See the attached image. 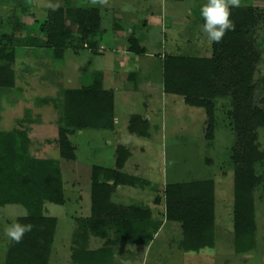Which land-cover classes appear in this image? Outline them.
<instances>
[{
  "label": "rangeland",
  "instance_id": "obj_1",
  "mask_svg": "<svg viewBox=\"0 0 264 264\" xmlns=\"http://www.w3.org/2000/svg\"><path fill=\"white\" fill-rule=\"evenodd\" d=\"M166 1L165 11L157 14L158 20L147 27L148 34L144 42L141 36L149 55L130 54L136 63L146 68L148 76L145 79H149V89L146 87L144 90L131 91L124 88L119 79L115 80L112 99L117 116L114 126L116 134L109 137V131L98 129L85 130L82 135L78 134V129L72 131L68 138L75 147L73 160L58 156L55 138L60 125V108L57 103V106L53 105L51 98L57 100L61 96V87H79L78 84L84 82L94 65L98 64L97 59L101 58L105 67L112 63L110 53H107L108 56L106 51L93 55L84 47L78 49L79 52L66 48L62 59L57 60L51 59L48 53H38L40 47L22 46L16 50L22 54L26 65L21 60L10 64L18 88L15 91L17 99L10 106L5 103L0 106V130L14 126L26 129L28 154L53 158L58 162L64 201L61 205L47 201L43 203L45 214L57 219L47 264H73L70 257L73 248H105L109 246L108 241L118 236L119 230L108 226L104 236L88 232L84 240L79 239L78 245V233L81 231L78 224L89 213V165L97 163L110 167L113 162L112 148L115 156L117 145H124L129 151L121 171L145 179L147 185H117L110 193L109 201L123 209L130 205L149 208V217L143 219L149 238L146 244L139 241L111 244L110 264H264V194L261 189L257 188L253 192L255 247L247 253H235L232 248L231 146L234 135L228 98L217 97L212 100L213 137L206 139L204 109L185 104L181 96L161 91L162 56L159 54L180 53L206 57L211 51L207 37L201 32L202 16L196 15L195 27L189 30L187 26L192 17L186 13L185 8L181 7L180 2ZM244 1L241 0L240 5H246ZM206 2L192 1L193 5L197 4V8ZM252 2V5L264 9V0ZM54 4L67 5L66 0H0V34L12 35L11 41L20 43L33 36L40 39L43 36L40 22L46 18L48 8ZM68 5L90 7L94 3L92 0H71ZM172 11L175 15L172 14L173 19H169ZM123 16L125 18L122 21L118 20L121 21L120 30L124 32L126 27L133 26L134 22L127 20L134 17L133 14ZM108 24L105 22L102 27ZM259 26L257 46L260 57L253 76L256 85L254 104L264 107L261 101V98L264 99V90L259 80L264 75V18ZM135 27L133 34L139 36L141 30ZM109 36L107 34L105 37ZM38 62L45 64L40 65ZM48 70L54 71L61 80L56 79L59 88L57 94L55 79L49 77ZM68 77L70 82L65 81ZM130 113L145 114L149 120L147 136H132L126 132L127 116ZM262 135L260 132L261 141ZM105 136L110 139L109 144H106ZM88 150H91L89 154ZM195 179H208L213 183L214 244L211 248L204 247L197 252H185L178 246L181 237L179 224L164 219L162 189L167 183ZM23 213L24 209L16 204L0 207V264L9 241L3 229Z\"/></svg>",
  "mask_w": 264,
  "mask_h": 264
},
{
  "label": "trees",
  "instance_id": "obj_2",
  "mask_svg": "<svg viewBox=\"0 0 264 264\" xmlns=\"http://www.w3.org/2000/svg\"><path fill=\"white\" fill-rule=\"evenodd\" d=\"M70 1L66 0L67 5L54 4L48 8L46 18L40 22L43 34L40 39L33 36L20 43L11 41L12 35L0 34V106L3 103L10 106L17 99L15 91L18 88L10 64L21 60L26 65L22 54L16 51L22 46L40 47L38 53H48L51 59L57 60L62 58L66 48L78 50L84 47L92 51L97 48L105 24L102 25L100 10L94 6H70ZM230 12L234 30L227 31L220 43H210L208 56L162 55L161 85L164 93L181 96L185 104L204 109L206 139L213 137L212 100L228 98L234 135L231 146L232 248L235 253H247L255 247L253 192L258 188L264 194V107L254 104L256 85L253 78L260 57L257 29L263 21L264 9L246 4L232 7ZM201 22L204 24L203 17ZM125 41L128 51L144 52L132 34ZM259 80L264 90V75ZM60 94L57 100L51 98L53 105L59 104L60 108L55 142L58 156L73 160L75 147L68 135L80 128L111 129L114 124L113 95L111 90L102 88L99 79L84 87L61 88ZM126 130L132 135L147 136V121L138 114H131ZM28 142L26 129L14 126L0 130V207L21 206L24 213L11 223L33 226L19 243L9 239L2 264L48 263L57 219L45 214L43 203L61 205L64 201L57 160L29 155ZM128 154L124 145H117L114 168L90 166L89 213L78 224L81 230L78 245L79 239L84 240L88 232L104 236L108 226L119 230L118 236L108 241L109 246L120 241L147 243L149 234L143 219L149 217L150 209L138 205L123 209L109 201L110 193L117 185H147L145 179L121 171ZM162 196L164 219L180 226L178 246L185 252L213 247L212 181L195 179L167 183L163 186ZM109 246L96 250L73 248L72 263L110 264L112 252Z\"/></svg>",
  "mask_w": 264,
  "mask_h": 264
},
{
  "label": "crops",
  "instance_id": "obj_3",
  "mask_svg": "<svg viewBox=\"0 0 264 264\" xmlns=\"http://www.w3.org/2000/svg\"><path fill=\"white\" fill-rule=\"evenodd\" d=\"M169 1L173 2V3L180 2L181 7L182 8L184 7L186 13L190 17H192V21H191L192 23L190 22V25L187 26V29L191 30L192 28H194L195 27L194 25H195L196 20H197V19H195L196 15H198V14L201 15V12H200L201 6H198V8H197V4L194 3V5H193V3H192L193 0H189L188 4H187L188 0L185 2V4H184L185 0H169ZM252 1L253 0H245L244 2L246 4L252 5L253 4ZM166 2H167L166 0H157V1L153 0V2H152V0L151 1L150 0H108L107 4H103V5H101L99 3H95L94 7L98 8L100 10L101 15H102V21L104 23L109 22V25L104 26L105 28L103 27L104 32L101 34V40H100V43L97 46V48L93 51L92 50H88V51L90 53H92L93 55L106 51V54L110 53V55H111L110 59H111L112 63H108V65L105 67L104 66L105 64H103V62H101L102 61L101 58H100V60L97 59L96 63H98V64L94 65L93 71L89 72V75L86 78V80L84 82H82L81 84H78L79 87L88 86L89 84H91V82L94 79H99L102 88L107 89V90H111L112 95H113L114 85H116L115 80L119 79L120 82H122V84H123L122 86H124V88H126L128 90L130 89L131 91H138V90H142V89L144 90V88H146V87H148L147 89H149V87H150L149 79L148 78L145 79L148 76V74H146L147 72L145 71L146 68L144 69V67L142 66L141 63H136L135 60L130 57V54L132 52H130L126 49V41L125 40H126V37L128 35L132 34L136 38L137 43L141 47H143V49H144V52L142 54H139V55L146 56L148 53L146 52L147 50L145 48V45L142 44L141 36H142L143 42H144L146 40L147 34H148V32L146 31L147 27L150 25V23L156 22L158 20V19L156 20L157 14L159 15L161 12L165 11ZM87 6L88 5H86V7ZM189 6H191V7H189ZM174 13H175L174 11H172V13H170L169 19H173L172 17H174V15H175ZM125 14H127V15L133 14L134 18L127 20V21L134 22V24L131 27H126V30L124 31L125 32L124 33L123 30H120L121 24L119 22H121L122 19L125 18L123 16ZM172 14H174V15H172ZM118 19H120L121 21H119ZM126 26H128V25H126ZM135 26L137 27L138 31L141 30V33L139 34V36L136 34H133V28ZM107 34H109L110 36L105 37ZM103 37H105V40L104 39L102 40ZM79 51L80 50H78V52ZM174 51H176V49ZM108 54H107V56H108ZM159 56H162V54H159ZM37 66L40 67V65H37ZM161 71H162V60H161ZM48 72L50 74L49 77L52 78V76H53L54 79L59 78V77H56V74L54 73V71L48 70ZM161 79H162V76H161ZM69 80H70L69 77L65 78L66 82H70ZM59 81L61 82L60 78H59ZM60 82H59V84L61 85ZM54 86H55V92L57 94V92L59 91L58 83H54ZM160 86H161V91H162V85H160ZM61 88H63V87H61ZM170 95H172V94H170ZM180 102H181V100H180ZM112 104H113V100H112ZM112 108H113V105H112ZM131 114H138L142 119H145L147 121V124L149 123L148 122L149 120L147 119V117L144 116L145 114L143 115V114H139V113H130L127 116V120ZM113 122H114V124H113V127L111 129H98V130L109 131V137L112 134L115 135L116 132H115L114 126L117 122V116H116L114 110H113ZM126 126H127V123H126ZM93 129L94 128H80V129H78V134L82 135L85 132V130H93ZM126 132H127V130H126ZM130 135H132V134H130ZM132 136H136V135H132ZM141 137H145V136H141ZM86 138H88V136H86ZM104 138L106 139V144H109L110 139L108 138V136H105ZM126 140L127 139L125 138V141ZM79 141L83 142V140H79ZM91 150H92V152H94V149H91ZM91 150H88V154ZM113 150H114V147L112 148L113 162H112V165L110 166L111 168L114 166ZM93 164L103 166L102 164H97V163H90L89 166H91ZM103 167H105V166H103ZM106 167H108V166H106Z\"/></svg>",
  "mask_w": 264,
  "mask_h": 264
},
{
  "label": "clouds",
  "instance_id": "obj_4",
  "mask_svg": "<svg viewBox=\"0 0 264 264\" xmlns=\"http://www.w3.org/2000/svg\"><path fill=\"white\" fill-rule=\"evenodd\" d=\"M108 0H92V3L107 4ZM241 0H207L201 6L200 12L204 19L201 32L209 43H220L227 31L234 30L235 25L230 19V9L239 7ZM31 224L13 222L3 229V233L10 240L19 243L26 232L32 230Z\"/></svg>",
  "mask_w": 264,
  "mask_h": 264
}]
</instances>
